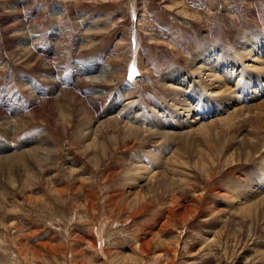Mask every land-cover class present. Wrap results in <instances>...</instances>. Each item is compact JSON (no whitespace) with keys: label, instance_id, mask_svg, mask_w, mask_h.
Here are the masks:
<instances>
[{"label":"rangeland","instance_id":"374dc122","mask_svg":"<svg viewBox=\"0 0 264 264\" xmlns=\"http://www.w3.org/2000/svg\"><path fill=\"white\" fill-rule=\"evenodd\" d=\"M254 32L264 33V0H0V138L20 151L44 135L57 151L16 184L0 172V264H264V208L254 206L264 191L240 195L248 173L264 167V131L249 116L229 130L212 123L243 100L192 124L190 136L153 139L148 124L135 141L123 131L142 118L160 128L173 98L198 114L167 74L201 81L193 68L202 50L239 53ZM136 57L142 78L129 84ZM97 66L107 71L102 83L81 71ZM54 83L55 95L35 91ZM98 124L100 147L88 148L80 131ZM201 124L212 125L213 152ZM151 156L159 159L149 167ZM138 167L150 170L133 181Z\"/></svg>","mask_w":264,"mask_h":264},{"label":"bare ground","instance_id":"6f19581e","mask_svg":"<svg viewBox=\"0 0 264 264\" xmlns=\"http://www.w3.org/2000/svg\"><path fill=\"white\" fill-rule=\"evenodd\" d=\"M220 50L221 51H219L214 47H210L202 50L196 56L194 65L196 63H197L196 66L198 64L199 65L198 67L195 66L196 68H193V71L195 75H198V77H200L201 81H193L194 79L189 74L179 70L171 71L170 73L167 74V78L165 79L166 85L168 87H171L172 91L177 92L180 95H183L184 97H187L189 99H192L193 97L194 100L193 99L192 100L197 105V109L195 110L198 111V114L193 115L194 117H190L191 116L190 113L193 112L192 105L190 103L186 104L185 103L187 102L186 100L181 101L177 98H173L172 100L173 111L164 112L165 113L164 117L162 114L160 115L158 114V116H155V120L160 119L162 117L164 118L163 123L162 121H159L161 124L160 128L159 126H154L156 125L155 124L156 122L148 121L149 122L148 123L145 121V118H142L141 121L139 122L140 123L139 125H136V123L126 124V126L124 127L125 130H123L124 137L126 139L133 138V140L135 141L138 140L140 141L141 138H143L144 134L146 133L145 126H148V124L149 126H152L153 129L154 127L157 128L153 131L151 129L150 137L153 139L160 137H170V136L173 137L172 135L175 134L185 136L186 133H187L186 136H190L191 131L193 129L192 124H195L199 121L201 122L206 116L210 115L211 113H219L221 110H225L231 105L233 106L234 104L240 103V101L242 100L245 102L242 107H238L239 109H237L236 107V110L234 112L230 113L226 117L225 116L221 117L220 119L217 120V122L213 121L212 123H215L214 125L218 127L219 126H221L222 128L227 127L229 130L235 125L239 126L242 124L241 122L237 123L238 122L237 120L240 119L239 121H242V119L245 116H249V118L252 119V120L250 119V122H252L255 131L259 130L260 132L261 131L263 132L264 131V33L254 32L250 34L249 37H246L245 43H242L241 46L237 47V51L239 53H237L236 51H234L235 53L234 52L230 53V51L225 50L223 48ZM132 63L133 64H131L132 66L130 68L128 75L129 84L130 83L133 84L137 82L139 78H142V72L139 67V59L136 57L134 62ZM77 66L81 67L80 63H78ZM240 68L242 69L239 70ZM248 69L250 71H247ZM238 70L239 73H237ZM81 71L83 72V75L93 74V73L96 74L95 77H91V82L93 83H102L104 80L108 78L107 71L98 66L96 68L83 67ZM60 87H58V85L54 83L51 87H49V89L46 90L40 88V91H38L39 87L36 85L35 89L37 90L35 91L38 92L39 96L42 95L51 96V95H55ZM130 88L131 86L127 85L126 91H128ZM101 93L102 92H98L97 94L100 95ZM122 93L124 94V92ZM121 96H122L121 93H118L117 98L120 99L122 98ZM249 99L250 102L256 100H259V102L257 101L255 105L252 106L251 104L250 106L247 105L248 103H246L247 101H249ZM116 100L115 103L117 102ZM114 107L115 106L113 105L112 108H109V111L112 110ZM119 111L121 114L122 111H124V109ZM2 121L4 123L1 124V126L3 125L6 129L5 135L8 136L9 139H12L11 138L13 135L12 130L14 129L11 128L10 126V123H12L11 117H5V119ZM102 124H98V126L92 129L89 133H86L85 131L82 130L80 131L82 137L91 140V145L89 144L90 146H88V148L92 146L95 148L100 147L98 141L104 132L102 128L103 126ZM216 126L215 128H217ZM183 128H185V130L188 131L187 132L183 131V133L182 132L171 133L160 130V129H164L166 131L170 129L173 131L176 130L178 131V129L184 130ZM211 128L212 125L209 126L208 124H201L198 127V131L200 132V134L206 137L208 143L207 148L211 150V152H213L216 149L215 147L218 146L217 145L218 143L216 141H212V138L216 139V136L212 137L213 135L212 131L214 130ZM224 130L225 129H222V132ZM226 131H224V133ZM222 132L221 135L223 134ZM120 133L123 134L121 131ZM114 135H116L115 132ZM260 139L261 141L258 142L257 144L263 148L264 139H262V137ZM247 141L249 142V140ZM28 142L31 144H24L23 148L20 147L21 149L20 151H18L16 147L17 145L20 144V142L14 143L11 141H7V139L5 140L3 138H0V172L2 174H7L8 176L7 180L9 181L10 184H16L17 179L21 177L20 175L21 173L26 175L27 178L35 176L36 173L40 171V169H42L44 164H50L54 162L56 159L57 151L56 149H54V145L52 141L47 137H44V135L40 137H34L33 139H29ZM245 143L246 141L243 144L245 145ZM250 146L252 149V147H255L256 145L252 146L250 144ZM150 158H152V160L149 161L150 164L149 167L152 166L153 162L158 161L159 156L156 157L151 156ZM233 162L235 163L236 160ZM149 167L135 168L132 171V174L134 176L132 180L137 181L138 180L137 178L140 177L143 174V172L145 173L150 170ZM257 170H259V172H257ZM256 173H258L257 174L258 176L255 179H253V176ZM248 174H249L248 175L249 180H251V182L247 181L248 183L246 182L245 186L241 187V189H243L244 187H248L249 192H246L247 188L243 189L242 191L240 188H237L238 186L235 188V190L237 191V189L238 190L240 189L241 190L240 195L243 196L246 195L249 196L259 190L263 192L264 167L256 168L255 172ZM23 182L25 183L26 181ZM256 187L257 189H255ZM254 206L259 208L261 207L264 208V197L259 200L257 199L254 202ZM88 243L90 244V247H92V249L96 250L97 243L95 244V242H93V240L91 239L88 241ZM103 251L104 254L107 256V259H110V253L105 252V249ZM250 261L251 260L249 259H245L244 264H248Z\"/></svg>","mask_w":264,"mask_h":264}]
</instances>
